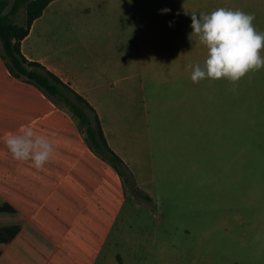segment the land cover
I'll return each instance as SVG.
<instances>
[{
    "label": "rangeland",
    "instance_id": "obj_1",
    "mask_svg": "<svg viewBox=\"0 0 264 264\" xmlns=\"http://www.w3.org/2000/svg\"><path fill=\"white\" fill-rule=\"evenodd\" d=\"M126 1L121 6V16L128 19L124 24L97 20L98 12L90 14L98 37L90 47L103 63L111 59L113 67L119 52L129 57L138 53L133 43L137 16L158 18L155 24L143 23L140 30L143 66L145 54L160 48L154 39L161 33L151 32L168 27L170 16L182 19L179 32L187 33L185 41L194 53L185 61L172 60L174 55L148 56L160 58L148 64L189 68L186 82L181 79L177 85L165 72H159L160 79L146 70L120 73L127 76L121 94L132 98L142 114L141 136L128 150V168L137 184L131 186L122 176L124 201L93 264H264V68L249 72L236 85L225 79L194 84L189 66L203 63L204 46L195 37L188 39L192 14L221 7L253 15L256 30L264 32V0ZM98 4L101 9L117 8L109 0H63L60 8L64 15L76 17L75 9ZM24 15L21 9L14 22L23 24ZM119 33L126 38L118 43ZM75 50L80 51L76 44ZM0 55L10 67L1 42ZM50 99L68 110L58 99ZM81 136L91 147L84 132Z\"/></svg>",
    "mask_w": 264,
    "mask_h": 264
},
{
    "label": "trees",
    "instance_id": "obj_2",
    "mask_svg": "<svg viewBox=\"0 0 264 264\" xmlns=\"http://www.w3.org/2000/svg\"><path fill=\"white\" fill-rule=\"evenodd\" d=\"M52 1L0 0V42L10 64L0 55V264H93L124 201L122 176L134 186L89 103L21 52L32 23ZM21 9L24 23L16 24ZM29 125L55 142V157L43 170L13 160L3 142L6 133ZM63 236L82 245L59 246Z\"/></svg>",
    "mask_w": 264,
    "mask_h": 264
},
{
    "label": "crops",
    "instance_id": "obj_3",
    "mask_svg": "<svg viewBox=\"0 0 264 264\" xmlns=\"http://www.w3.org/2000/svg\"><path fill=\"white\" fill-rule=\"evenodd\" d=\"M62 1L63 0H53L50 2L44 9L42 15L34 20L28 35L21 42V52L26 59L43 64L89 103L100 120L102 132L108 147L116 153L127 166H130L131 157L128 154V150L136 145L137 135L141 136L143 128L141 123L142 114L137 111L132 103V98H128L121 94L122 88L120 84L127 81V76H122L120 73H125L127 69L140 72L146 70L152 73L155 72L157 79H160V76L165 75V73L171 75V80H173V84L175 85H177L181 79H184L186 82V78L189 76V68L178 66L159 67V65L148 64V61H154V59L157 61L160 58L167 57L169 59V57L173 55L176 57L171 58L172 60H189L190 54L194 53V51L190 48L189 42L185 41V35L187 33L179 32V25L182 19L180 17L176 18L175 16H170L166 19L169 25L168 27L156 28L154 32H151V34L161 33V35H158L159 38L154 39V42H157L160 48L155 52L151 50L150 53L145 54L147 55V64L143 66V39L140 30L142 29L143 23L155 24L158 18H143L137 16L133 23L136 29L133 43L135 46H138V53H134V55L131 54L134 57H129L127 53L119 52L115 55L113 67H111V59L103 63L105 59L99 57L101 54L97 53L94 47H92L93 49L90 47L91 40L95 41L98 39L94 30V18L90 14L98 12L100 17L97 18V20H112L115 23L124 24L128 22V19L121 16V13H124V11H121V6L123 4L126 5L127 1L109 0L112 5L114 3V6H117V8L110 6L111 9H101V5L99 4L96 6L97 8L83 5L75 9V13L77 12L76 17L63 14L64 12H62L60 8ZM139 1L141 0L135 1V4L137 2L139 3ZM159 20L160 22L163 21L160 18ZM180 34H182V36ZM125 38L126 36L124 33H119V36L117 34L118 43L121 39L125 41ZM164 43L171 45V48L161 50L163 49L162 45ZM75 44L80 51H74ZM85 52L86 56L84 55ZM201 52L205 58L206 49H201ZM160 53H167V56H160ZM149 55H156L160 58H154L152 56L151 59H149ZM134 62H138V65ZM159 72H161L162 75H160ZM205 98L207 99L206 96ZM220 102L222 106H227L224 100H220ZM230 103L231 106L232 100ZM58 109L68 113L66 109ZM130 168H132V166ZM132 170L135 172V169L132 168ZM133 180L136 185V179L134 178ZM72 242L73 245L76 243H78V246L82 245V241L79 238H76L75 241H71L63 236L57 240L58 245L62 247L71 246Z\"/></svg>",
    "mask_w": 264,
    "mask_h": 264
},
{
    "label": "clouds",
    "instance_id": "obj_4",
    "mask_svg": "<svg viewBox=\"0 0 264 264\" xmlns=\"http://www.w3.org/2000/svg\"><path fill=\"white\" fill-rule=\"evenodd\" d=\"M190 19L188 39L194 41L195 37L206 49L203 63L189 66L192 83L225 79L236 85L249 72L264 68V56H261L264 32L256 30L253 15L221 7L208 14H192ZM3 142L13 160L31 162L36 170H43L55 157L54 140L39 134L30 125L23 127L19 134L6 133Z\"/></svg>",
    "mask_w": 264,
    "mask_h": 264
}]
</instances>
